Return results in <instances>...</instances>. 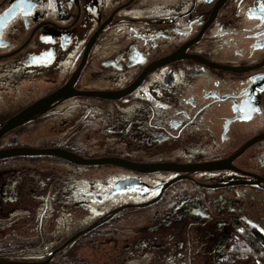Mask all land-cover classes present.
<instances>
[{"label": "flooded vegetation", "instance_id": "obj_1", "mask_svg": "<svg viewBox=\"0 0 264 264\" xmlns=\"http://www.w3.org/2000/svg\"><path fill=\"white\" fill-rule=\"evenodd\" d=\"M262 5L264 0H0V119H3L0 124L29 103L68 82L83 58L88 41L96 32L74 82L78 90L123 88L131 84L147 65L177 52L180 54L178 57L156 66L128 95L116 100L92 98L108 103L124 99L127 107H131L135 92L150 76L157 74L161 86H170L171 94L176 98L169 125L177 128L178 138L184 133L199 134V142H195L194 137L192 140L196 147L192 150L185 147L177 156L144 159L136 156L137 150H126L128 156L122 157L140 162L228 160V166L222 169L186 173L188 177L166 186L157 201L169 198L172 188L173 193L180 195L184 187V194L194 204L190 210L210 220L206 224L216 221L217 232L221 231L218 234L222 237L228 235L225 227L229 226L231 230H242L249 224L264 231V181L256 183V176L264 177ZM105 62L114 68H122L123 64L135 66L129 78L121 76L113 80L100 74L99 65ZM21 76H38L37 79L40 78L38 80L48 89L36 94L34 82V88L20 93L16 91V84H19ZM85 97L88 96L62 99L31 120L50 113L63 102ZM145 97L148 100V96ZM12 130L0 138V143ZM164 132L166 130L163 128L158 135ZM78 145L83 148L82 143L78 142ZM8 146H16V143L0 144V148ZM46 146L71 150L59 144L36 147ZM111 147L124 149L119 145ZM49 158L76 168H94L75 165L56 157ZM18 162L11 158L1 159L0 168L11 169L14 164H21ZM130 172L133 176H122L110 191L130 185L139 187L141 181L138 175H170L142 189L151 191L158 186L154 198L163 184L184 174ZM120 180L131 182L123 188L116 187ZM249 194L256 201V206L252 207L255 213L251 216L241 203ZM213 198L216 200L214 205ZM9 213L16 214V209ZM40 222L36 235L17 237L16 240L33 247L56 248L87 227L67 225L64 237L59 241L56 233L42 230ZM95 227L91 230L94 231ZM80 235L66 246L78 245ZM15 237L10 239L6 234L0 237V260H16V249L10 245ZM26 256H31V259L19 260H43L49 255H39L33 259V255Z\"/></svg>", "mask_w": 264, "mask_h": 264}, {"label": "rangeland", "instance_id": "obj_2", "mask_svg": "<svg viewBox=\"0 0 264 264\" xmlns=\"http://www.w3.org/2000/svg\"><path fill=\"white\" fill-rule=\"evenodd\" d=\"M99 66L101 76L115 80L121 76L129 78L135 64L114 68L105 62ZM37 77L21 76L16 91L25 93L35 87L36 94L43 93L48 88ZM159 80L157 74L150 76L135 92V99L129 100H134L131 107H127L124 99L108 103L85 97L63 102L50 113L16 127L0 144L17 142L44 146L66 135L77 137L86 149H103L110 143L123 147L122 152L137 150L136 156L144 159L177 156L185 147L192 150L196 147L192 139L195 137L198 143L199 134L184 133L178 138L177 128L169 125L176 98L171 94V87L161 86ZM163 128L166 132L158 135ZM16 160L21 164L16 163L11 169L0 168V237L6 234L12 239L16 236L10 245L28 253L40 247L18 242L16 238L36 235L40 221L41 229L56 233L60 241L67 225L83 228L119 205L147 201L159 187L151 191L142 189L170 176L138 175L139 187L130 185L110 191L122 176L133 173L110 165L76 168L49 157ZM171 190L166 200L140 209L128 208L111 225L99 227L93 234L83 233L79 244L71 246L70 255L79 264H136L134 261L140 259L143 264H230L226 260L239 229L225 227L228 235L222 237L218 234L221 231L217 232L216 221L206 224L210 220L190 210L194 204L184 194V187L180 195L173 193L174 188ZM215 203L213 198L212 204ZM241 203L248 215L255 213L252 207L256 206V201L251 194ZM15 209L16 214L9 213ZM234 264H264V261L238 260Z\"/></svg>", "mask_w": 264, "mask_h": 264}, {"label": "water", "instance_id": "obj_3", "mask_svg": "<svg viewBox=\"0 0 264 264\" xmlns=\"http://www.w3.org/2000/svg\"><path fill=\"white\" fill-rule=\"evenodd\" d=\"M96 33L93 34V36L88 41L83 58L79 66L77 67L75 73L68 80V82L58 87L54 91L34 100L33 102L29 103L18 112H16L14 115L7 118L2 124H0V138H2L8 131L12 130L13 128L18 127L26 123L27 121H30L36 115L48 111L53 104H55L56 102L62 99L71 96H88V97H98L103 99L116 100L125 95H128L141 84L145 75L151 72L156 66L160 65L161 63L173 60L180 55L179 53L174 52L164 58L158 59L150 63L140 72V74L131 84L123 88L115 89V90L113 89L78 90L74 87V82L79 74L80 69L84 64L85 55ZM18 156H51L80 166L110 165L142 174L160 172V171L184 173V174L176 176L170 179L165 184H163L159 194L150 200L139 203H124L122 205L113 208L105 217L99 219L97 222H94L93 224L88 225L83 230L76 232L73 236H71L69 239L63 242L60 246L54 248L50 252L49 256L43 260H0V264H52L50 262L52 256L56 254L58 251H60L63 247H65L71 240H73L78 235L91 230L93 227L97 226L101 222L110 218L114 213L128 207H145L156 202L166 186H168L170 183L178 179L188 177L186 173H192L195 171L216 170L228 166V160H223V159L215 160V161L199 162V163H177L172 161L140 162L116 155H100L93 157H85L74 151L58 146L36 147L29 145H16V146H8V147L0 148V160L11 157H18ZM261 181H264V177L256 176V183ZM130 182L131 180H125V181L120 180L118 181V183H116V187L123 188L125 184ZM200 185L207 186L205 184H200Z\"/></svg>", "mask_w": 264, "mask_h": 264}, {"label": "trees", "instance_id": "obj_4", "mask_svg": "<svg viewBox=\"0 0 264 264\" xmlns=\"http://www.w3.org/2000/svg\"><path fill=\"white\" fill-rule=\"evenodd\" d=\"M34 120V119H33ZM33 120L27 121L26 123H30ZM26 123L22 124L25 125ZM20 125V126H22ZM19 127V126H18ZM19 144L16 142V145ZM51 144H59L61 146H67L71 148V150L78 152L85 156H97V155H120V156H128V152H122V150L118 147H111L109 144L104 146L103 149H85L80 148L78 145V138H72L68 136H64L60 138L59 140L52 141L49 144L45 145H51ZM20 157H50V156H18V157H11V159H16ZM9 159V158H7ZM93 167V166H91ZM95 167V166H94ZM98 167V166H97ZM128 208L122 209L116 213H114L110 218L106 219L105 221L101 222L95 227V230H89L87 232H84L85 234H93L99 227H102L104 225H111L114 220H116L122 213L123 210H126ZM132 209H140L138 208H132ZM18 240V239H17ZM54 248V246H41L37 250H33L31 253L32 259L35 258V255H43L44 257L49 255L50 251ZM71 246H66L65 248H62L57 254H55L52 258L51 263L52 264H79L77 263L75 257L71 256L69 253ZM35 252V253H34ZM229 257L227 258L226 262L230 264H234L238 260H244V261H264V231H261L257 229L256 227L252 225H246L242 230H239L238 234H236L234 241L231 244V248L229 249ZM30 253L16 249V260L19 259H31L27 258L30 255ZM136 264H143V259H140L138 261H134ZM258 262V261H257ZM129 264H133L132 262Z\"/></svg>", "mask_w": 264, "mask_h": 264}, {"label": "snow or ice", "instance_id": "obj_5", "mask_svg": "<svg viewBox=\"0 0 264 264\" xmlns=\"http://www.w3.org/2000/svg\"><path fill=\"white\" fill-rule=\"evenodd\" d=\"M261 7L264 8V5H262Z\"/></svg>", "mask_w": 264, "mask_h": 264}]
</instances>
